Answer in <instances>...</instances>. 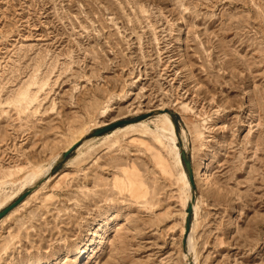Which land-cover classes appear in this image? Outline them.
<instances>
[{"label":"rangeland","instance_id":"1","mask_svg":"<svg viewBox=\"0 0 264 264\" xmlns=\"http://www.w3.org/2000/svg\"><path fill=\"white\" fill-rule=\"evenodd\" d=\"M160 113L193 168V250L169 149L89 134L63 161L102 122ZM12 192L0 264H264V0H0V198Z\"/></svg>","mask_w":264,"mask_h":264},{"label":"bare ground","instance_id":"2","mask_svg":"<svg viewBox=\"0 0 264 264\" xmlns=\"http://www.w3.org/2000/svg\"><path fill=\"white\" fill-rule=\"evenodd\" d=\"M159 112H165L167 109L166 107L162 104L159 108H157ZM114 122H117V119L111 120V122H102L100 123L96 128L89 129L87 131H84L83 133H79L80 136H78L70 148L74 145L77 144L78 142H81L84 140L86 136L91 134L94 130L108 126ZM153 125V127H151ZM139 135L144 138L152 139L154 142L160 144L164 149H169L175 157L177 164L181 165V173H180V180L184 184V187L186 188V193L187 197H185V202H184V207L187 208L189 207V204L191 203V198H192V189H191V184L189 182L188 175L182 165V160H181V152L179 148L177 147V132L176 128L174 125V122L171 118V116L167 113H160L157 115L155 121L152 123H148L146 121H141L138 123H133L129 124L127 126H123L120 128H117L106 135L100 137L102 142L101 146H115L117 145L121 139L129 136V135ZM98 138V139H100ZM90 143V140L84 141L83 144H88ZM85 145V146H86ZM68 150V149H67ZM80 150V149H79ZM56 160V159H55ZM54 167V161L49 165L47 169L45 168H39V169H31L24 173L20 180L18 182L21 184V188L19 190V193L23 191L28 185L34 184L36 181H38L42 176L48 175L51 170ZM202 176L204 178V182L206 184H211L212 179L210 175L208 174V167H204L202 171ZM16 182V183H18ZM14 183V185L16 184ZM19 186V184H18ZM2 195H0L1 197ZM17 198V194L15 192H12L10 195H5L3 198H0V210L5 208L10 202L14 201ZM198 202V201H197ZM12 212V211H11ZM10 212V213H11ZM9 213V214H10ZM8 214V215H9ZM199 214V206L197 203H194L193 205V215L197 218ZM9 217V216H8ZM6 217V218H8ZM185 219L187 217V212H185L184 215ZM197 220V219H196ZM197 223V221H194ZM196 223H192L191 226V231L187 239V244L189 246V249L193 250L192 248L194 247V236H195V229H196ZM197 230V229H196ZM183 237L185 236V228H182L181 231ZM93 241H91L90 245L86 248L79 249L80 250V255H83L87 252V249L93 244ZM198 262V261H197Z\"/></svg>","mask_w":264,"mask_h":264},{"label":"water","instance_id":"3","mask_svg":"<svg viewBox=\"0 0 264 264\" xmlns=\"http://www.w3.org/2000/svg\"><path fill=\"white\" fill-rule=\"evenodd\" d=\"M125 123L126 122H121V121L114 122L108 126H105V127H102V128L95 130L93 133H91V135L103 136V135L115 130L116 128L124 125ZM79 144H80V142H78L77 144H74L71 148H69L67 151H65V153L63 154V161L66 160L68 158V156L73 153V151L77 148V146ZM181 160L185 164V168H186L187 175L189 177V181L191 183L192 188H194L195 183H194V175H193V168H192L191 161L188 160V158L184 152L181 153ZM22 200H23V198H20L18 201H16L15 203L10 205L9 207L5 208L2 212H0V219L4 218L7 214H9L11 211H13ZM194 203H195V195L192 194L191 203L189 204V207L187 209L186 226H185V239L187 238V236L189 235L190 230H191V225H192L191 222H192V216H193V205H194Z\"/></svg>","mask_w":264,"mask_h":264}]
</instances>
